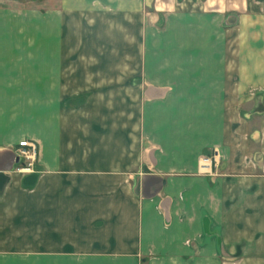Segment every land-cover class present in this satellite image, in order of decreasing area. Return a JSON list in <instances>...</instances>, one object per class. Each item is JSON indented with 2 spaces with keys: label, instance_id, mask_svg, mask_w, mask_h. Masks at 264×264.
I'll return each instance as SVG.
<instances>
[{
  "label": "crops",
  "instance_id": "1",
  "mask_svg": "<svg viewBox=\"0 0 264 264\" xmlns=\"http://www.w3.org/2000/svg\"><path fill=\"white\" fill-rule=\"evenodd\" d=\"M0 264H264V0H0Z\"/></svg>",
  "mask_w": 264,
  "mask_h": 264
},
{
  "label": "built area",
  "instance_id": "2",
  "mask_svg": "<svg viewBox=\"0 0 264 264\" xmlns=\"http://www.w3.org/2000/svg\"><path fill=\"white\" fill-rule=\"evenodd\" d=\"M18 147L16 154L20 158L19 170L32 171L38 163L37 143L35 141L22 140L19 142ZM210 160V156L203 158V162H210Z\"/></svg>",
  "mask_w": 264,
  "mask_h": 264
},
{
  "label": "rangeland",
  "instance_id": "3",
  "mask_svg": "<svg viewBox=\"0 0 264 264\" xmlns=\"http://www.w3.org/2000/svg\"><path fill=\"white\" fill-rule=\"evenodd\" d=\"M129 20H131L132 22H134V21L137 22L138 18H134V19L133 18H130ZM150 20L151 19L148 16H146V17L143 16L142 17V25H141L142 26V29H141L142 32H143V30L145 28H148V26L151 24L150 23ZM127 21H128V19H127ZM128 27L129 26H127V28H126V40H130L131 39V41H132L133 40V37L132 36H134L133 33H135V32L132 31V29L134 27H136V30H138V26L137 25L136 26L133 25V26H131L132 28H130V27L128 28ZM138 34L139 33H135V36L137 37ZM144 37H145V32H143V39H144ZM126 52H127L126 53V56H127V59H126V62H127V64H126L127 65V72H129L130 70L133 71L134 70L133 64L134 63L137 64V61H138V57L134 55V52L137 54L138 50L137 49L132 50V49L126 48ZM134 58H135V60L133 61ZM38 156H39V148H38Z\"/></svg>",
  "mask_w": 264,
  "mask_h": 264
},
{
  "label": "water",
  "instance_id": "4",
  "mask_svg": "<svg viewBox=\"0 0 264 264\" xmlns=\"http://www.w3.org/2000/svg\"><path fill=\"white\" fill-rule=\"evenodd\" d=\"M17 162H18V163L20 162V158H19V157H17Z\"/></svg>",
  "mask_w": 264,
  "mask_h": 264
}]
</instances>
